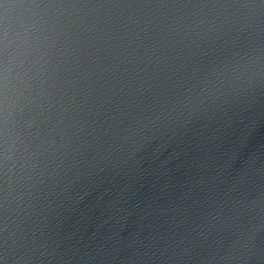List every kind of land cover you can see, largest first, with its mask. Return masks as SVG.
I'll list each match as a JSON object with an SVG mask.
<instances>
[{
	"label": "water",
	"instance_id": "95a60500",
	"mask_svg": "<svg viewBox=\"0 0 264 264\" xmlns=\"http://www.w3.org/2000/svg\"><path fill=\"white\" fill-rule=\"evenodd\" d=\"M0 264H264V0H0Z\"/></svg>",
	"mask_w": 264,
	"mask_h": 264
}]
</instances>
